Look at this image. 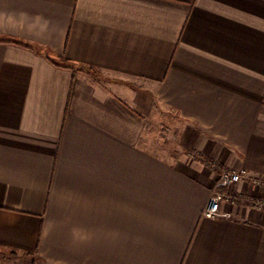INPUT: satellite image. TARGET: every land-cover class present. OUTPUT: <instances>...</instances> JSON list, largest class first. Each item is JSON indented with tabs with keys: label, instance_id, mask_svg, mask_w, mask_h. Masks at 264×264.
I'll use <instances>...</instances> for the list:
<instances>
[{
	"label": "crops",
	"instance_id": "obj_1",
	"mask_svg": "<svg viewBox=\"0 0 264 264\" xmlns=\"http://www.w3.org/2000/svg\"><path fill=\"white\" fill-rule=\"evenodd\" d=\"M190 151L264 199V0H0V264H264Z\"/></svg>",
	"mask_w": 264,
	"mask_h": 264
},
{
	"label": "built area",
	"instance_id": "obj_2",
	"mask_svg": "<svg viewBox=\"0 0 264 264\" xmlns=\"http://www.w3.org/2000/svg\"><path fill=\"white\" fill-rule=\"evenodd\" d=\"M188 156L192 159L200 160L203 164L209 166L215 173V180L211 185V196L207 207L204 210V216L208 218L217 217L219 214V205L223 201L232 204L246 202L255 210H264V199L262 197L251 196L245 199L243 196L233 193L230 189L233 184L244 179L246 175L245 170L235 171L230 168L220 166L214 161L202 158L195 151H190ZM250 182L253 187L264 189V179L253 177L250 179Z\"/></svg>",
	"mask_w": 264,
	"mask_h": 264
},
{
	"label": "trees",
	"instance_id": "obj_3",
	"mask_svg": "<svg viewBox=\"0 0 264 264\" xmlns=\"http://www.w3.org/2000/svg\"><path fill=\"white\" fill-rule=\"evenodd\" d=\"M5 42L14 43V44H18V45L25 46V47H28V48H32L30 45L23 44V43L17 42V41H5Z\"/></svg>",
	"mask_w": 264,
	"mask_h": 264
}]
</instances>
